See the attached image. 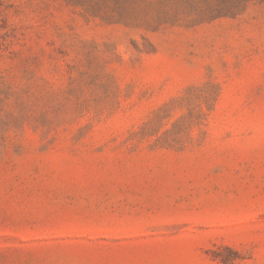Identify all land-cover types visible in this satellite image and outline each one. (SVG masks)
Listing matches in <instances>:
<instances>
[{
    "label": "rangeland",
    "instance_id": "374dc122",
    "mask_svg": "<svg viewBox=\"0 0 264 264\" xmlns=\"http://www.w3.org/2000/svg\"><path fill=\"white\" fill-rule=\"evenodd\" d=\"M0 264H264V0H0Z\"/></svg>",
    "mask_w": 264,
    "mask_h": 264
}]
</instances>
